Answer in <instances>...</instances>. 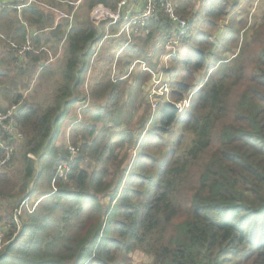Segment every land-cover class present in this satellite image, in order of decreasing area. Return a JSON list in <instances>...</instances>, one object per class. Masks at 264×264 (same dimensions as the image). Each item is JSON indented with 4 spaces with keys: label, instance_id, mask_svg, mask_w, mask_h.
Segmentation results:
<instances>
[{
    "label": "trees",
    "instance_id": "trees-1",
    "mask_svg": "<svg viewBox=\"0 0 264 264\" xmlns=\"http://www.w3.org/2000/svg\"><path fill=\"white\" fill-rule=\"evenodd\" d=\"M242 1L200 0L192 4L194 15L186 12L188 0L178 2L176 13L188 22L185 36L179 38L186 54L173 59L182 60V70L177 64L167 72L176 73L171 100L160 102L153 116L146 112L133 129L123 124L126 120L130 126L132 115L126 119L123 112L134 87L109 82L124 39L114 33L109 47L99 46L102 51L92 71V81L98 83L90 88L100 86L105 94L70 126L67 142L79 149V156L69 163L67 183L56 180L57 191L23 221L20 231L12 225L7 244L0 249V264H130L133 252L145 254L147 264H264V16L250 35L244 31L239 38L235 26L239 21L233 19L226 40L218 44L209 40L218 22ZM156 2L159 22H149L147 39L167 32L163 7ZM83 5L112 6L109 0H86ZM42 13L30 6L21 10L20 18L31 27L52 25ZM14 15L16 11L0 8L7 38L23 42L24 26L7 19ZM105 33V26L90 21L71 28L62 70L64 90L55 107L43 112L18 106L24 169L0 176V197L14 198L35 179L45 180L49 187L55 168L69 158L66 146L52 152L46 148L71 104L79 102L89 48L99 45ZM1 45L2 60L16 67L7 44ZM220 46L227 52L217 55ZM127 52L140 57L135 47ZM28 56L35 62L41 59ZM200 72L206 76L197 85L195 75ZM192 91L189 109L180 117L176 103ZM19 100L16 97L14 104ZM175 125L180 127L176 134ZM102 140L115 142L100 148L97 143ZM117 148L124 150L122 156L114 154ZM28 154L43 158L36 176ZM88 157L102 165L90 174L81 167ZM109 164L112 178L106 181Z\"/></svg>",
    "mask_w": 264,
    "mask_h": 264
},
{
    "label": "rangeland",
    "instance_id": "rangeland-1",
    "mask_svg": "<svg viewBox=\"0 0 264 264\" xmlns=\"http://www.w3.org/2000/svg\"><path fill=\"white\" fill-rule=\"evenodd\" d=\"M67 1L76 2L77 0ZM85 1L86 0H83L76 7L62 6L59 8V10L62 12H72L71 28L85 23L86 21H90L99 27L105 26L106 32L104 35L106 38L103 40V37L99 41V45L98 43H95L89 48L91 55L87 70L85 75H83V84H81V87L78 89V93L80 95L79 102H73L71 104L72 106L69 109V113L61 120V126L55 138L49 142L46 148L47 152H52L53 150H61L64 146H66V151L69 155V158L66 160V162L55 168L54 174L49 183V187L45 180L37 181L35 179L29 184L28 188H26L24 192H16V196L14 198L10 199L0 197V220H5L8 223V228L1 232L3 236L2 242L5 240L8 231L11 230L12 225L16 229L18 225H20V228H22L24 224L23 221L39 208L43 200L53 195L49 193L53 191L51 182L53 181L57 171V174L62 172V176L57 175L56 180H61L63 184L67 183L66 175L69 171L70 164L73 159H76L79 156V149L71 146L67 142L70 126L74 120L78 122L82 118L83 111L86 108L91 107L93 104H95V102L101 103L105 94L100 86L94 87L92 90L90 88L91 83H98V81H92V77L95 75V73H92V71L95 68L94 62L102 51L99 49V46L108 44V41L112 40L114 33L117 35V37L124 39L123 45L117 50V56H115L113 61L111 72L109 74V82L116 83L118 81H123L134 87V95L126 97L127 106L126 110L123 112V117L126 119L128 115H132V122L130 126H128L125 120L123 123L125 127H130L133 129V127L138 125L140 118H143L146 115V112H149V114H151L150 116H153L157 112L160 102H168L171 100V82L174 80L173 75L176 73H172L171 76H168L169 74L167 75V72L175 69L177 64L179 66L177 70H182L180 67L182 60H180V62H173V59L176 58L177 55L180 54V58H183L182 56H185L187 51L186 46H183L180 43L181 39H179L185 36L188 23L187 21L182 20L176 13L178 2L180 0H165L163 6L160 4L163 7L165 18H167L165 21L168 22L165 24L167 32L161 35L156 34L155 36L151 37V39H147V36L150 32V29L147 27L151 21L155 23L159 22V19H156L158 18L159 12L157 4L155 7V19L147 22L131 24L129 20L135 16L133 11L138 10L140 5L142 6L143 0H139L140 2L137 0H109L112 6H101L108 14H110V16L104 17V20L101 23H98L101 20H98L92 16V12L94 11L93 9L98 5L91 9H87L86 6L83 5ZM123 1H125V5L123 7H119V4ZM188 1L189 6L185 7L186 12L190 13L191 15L196 14V9L192 8V4L194 6L200 0ZM167 5L172 8L173 15L178 20L184 22V26L182 27L183 29H180L181 26L179 24L173 23L169 20L168 14L166 13ZM139 9L141 8L139 7ZM39 10H42V12L44 11V13L46 12L45 14L42 13L44 19L45 16H49L52 21V25L50 24L46 25V27L44 26L43 28H36L31 27L29 24H24L25 35L23 42H17L7 38L8 35H6L5 31L6 22L3 19L0 20V52H2L1 42H3L7 44L6 51H9L13 57L16 58V67H10L0 57V112L10 110L12 107L19 106L20 104L40 108V110L43 112L49 111L55 107L58 100L57 95H59L61 91L63 92L64 90V88H62L64 85L62 70L66 60L67 35L69 32L67 31L68 24L63 20H56V15L51 11L44 10L43 8H39ZM263 16L264 0H243L227 19L218 22L217 26L212 30L209 40L213 43L216 42V44L226 40L224 35L229 30V27L233 24V22H231L233 19H235L237 22L239 21L238 24H235L237 29L240 30L239 38L242 37L244 31L250 35L252 29L260 25ZM14 17L15 19L9 16L7 19L17 21L19 20L18 16L14 15ZM114 18L116 19L115 21H117V23L111 25V21H113ZM21 22L20 23L23 24L22 19ZM103 23L106 24L103 25ZM243 23L246 24L242 27ZM106 26L111 27L107 29ZM59 32H61V36L58 39L52 40L53 38L50 36V34ZM33 39H38L39 43H37L36 46L33 44ZM11 43L20 47L27 46L28 44L30 51H26L25 54L20 56L10 48ZM107 47H109V44ZM130 47H135L137 52L140 53V57L129 55V52L127 51ZM224 51H226V48L220 46L218 47L216 53L217 55H220V53H223ZM123 54L126 56L119 58V55ZM28 55L41 56V59L38 62H35L31 58L32 56ZM213 60L214 58L212 57V59H208V62L211 63ZM126 62L129 63L128 67L125 65ZM205 76L206 74L204 72H200L195 75V82L197 85L203 81L202 79H204ZM91 92L94 97L91 96ZM194 93L195 91H192V93H189L184 100L176 103L180 117L183 116L189 109L190 99ZM16 97H19L20 100L17 104H14ZM179 129L180 127L175 125V134L179 132ZM117 131L118 130L115 132ZM19 133L21 134L20 131ZM100 133L103 134L105 138H108L109 136V134L103 130H101ZM114 142L115 141H110L109 143L107 140H102L99 141L97 145L98 147L102 148L106 143L109 146ZM23 144V140H19L18 142L14 143L15 151L13 156L8 163V166L4 169L0 176L23 171L24 166L22 164V156L23 150L26 151V148H24ZM127 148L128 147L125 146L124 150ZM44 151L45 148L42 149L41 154ZM123 151L117 148L114 151V154L119 152V156H122ZM104 156L107 157L108 153L106 152ZM28 157L35 163L34 166L36 176L40 172V166L43 162V158L42 156L37 157L32 154H28L27 158ZM101 166L102 165L97 163L95 157H90V159L88 157V159H86L81 165V167L87 170L89 174L94 169L101 168ZM112 169V165H107L108 172L106 181L111 180ZM56 180L54 181L53 186L57 191L58 182H56ZM26 191H29V193H27L32 199H34L29 203L31 214L26 212L22 213L21 216L17 218V221H15L13 217V211L17 207ZM42 197L44 198L40 200ZM108 200L109 199L106 198L103 201L104 204L108 203ZM1 248L2 246L0 249ZM128 257L130 259V264H147L150 261V259L142 252H133Z\"/></svg>",
    "mask_w": 264,
    "mask_h": 264
},
{
    "label": "built area",
    "instance_id": "built-area-1",
    "mask_svg": "<svg viewBox=\"0 0 264 264\" xmlns=\"http://www.w3.org/2000/svg\"><path fill=\"white\" fill-rule=\"evenodd\" d=\"M82 1L83 0H77L76 2H70L67 0H22V2L20 1L19 4L13 5V4H10L12 0H0V8L16 11L20 22H21L20 12L22 9L30 7V6H34L37 8H43L44 10H48L54 13L56 15V20L65 21L68 24L67 31H69L71 29L72 12L71 13L62 12L59 10V8L62 6L76 7ZM137 1L140 2L139 0ZM159 3L162 6L164 5L163 0H159ZM156 4H157L156 0H143L142 6L141 5L139 6L141 9H139L138 7V10L133 11V14H135V16L130 18L129 22L131 24H137L139 22H147L152 19H155L156 18V15H155ZM124 5H125V1L121 2L119 4V7H123ZM93 10L94 11L92 12V16L98 20H101L98 23H101L104 20V17L110 16V14H108L106 10L102 8L101 5H98ZM172 11H173L172 8L169 5H167L166 13L168 14L169 20L173 23L179 24L181 26L180 29H183L182 27L184 26V22L178 20L173 15ZM115 20L116 19L114 18V20L111 21L112 23L111 25H114L115 23H117V21ZM24 24L25 23L23 22L22 25L24 26ZM105 38L106 37H104L103 40ZM10 48L13 51H15L17 54H19L20 56L25 54L26 51H30L28 44L27 46L20 47V46H17L11 43ZM17 108L18 106L12 107L10 110H5L3 112H0V174H2L4 169L8 166V163L10 162L13 156V153L15 151L14 143L18 142L19 140L20 141L23 140V136L19 133V130L17 128V123H16ZM57 173L55 174L53 181L51 182L53 191L50 192L49 194H54L56 191V189L53 186L54 181L57 179L56 176L57 175L62 176V172H60L59 174ZM27 192L29 193V191H26V193L22 196L20 202L18 203L17 207L13 211V217L15 221H17V218L20 217L22 213L26 212L29 214L31 212L29 208V203L32 202L34 199H32ZM43 198L44 197L40 198V200H42ZM6 228H8V223L5 220H0V247L2 246V248L3 246L7 244L5 240L2 242L3 236L1 233L2 231L6 230ZM20 229H21L20 225H18L16 231L18 232L20 231Z\"/></svg>",
    "mask_w": 264,
    "mask_h": 264
},
{
    "label": "crops",
    "instance_id": "crops-1",
    "mask_svg": "<svg viewBox=\"0 0 264 264\" xmlns=\"http://www.w3.org/2000/svg\"><path fill=\"white\" fill-rule=\"evenodd\" d=\"M20 1L22 2V0H12V2H15V3L20 2ZM1 19L2 18L0 17V20ZM0 27H1V24H0ZM50 36L53 38L52 40L58 39L61 36V32H59V33H51Z\"/></svg>",
    "mask_w": 264,
    "mask_h": 264
}]
</instances>
